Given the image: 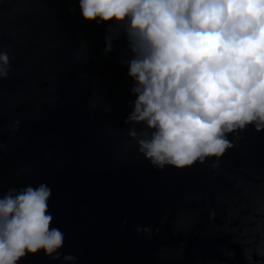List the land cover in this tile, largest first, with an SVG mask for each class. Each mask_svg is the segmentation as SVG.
<instances>
[{"label":"water","instance_id":"95a60500","mask_svg":"<svg viewBox=\"0 0 264 264\" xmlns=\"http://www.w3.org/2000/svg\"><path fill=\"white\" fill-rule=\"evenodd\" d=\"M0 49L13 57L0 80V195L46 183L60 251L77 257L41 250L19 264H264V130L229 134L219 158L153 167L124 123L136 99L127 34L85 20L79 0H0Z\"/></svg>","mask_w":264,"mask_h":264},{"label":"clouds","instance_id":"9594fccd","mask_svg":"<svg viewBox=\"0 0 264 264\" xmlns=\"http://www.w3.org/2000/svg\"><path fill=\"white\" fill-rule=\"evenodd\" d=\"M79 6L85 20H114L127 34L133 56L123 63L136 99L124 123L153 167L219 158L234 146L229 134L238 139L250 125L264 130V0H79ZM113 38L105 36V52ZM12 59L0 49V80ZM136 124L144 127L137 131ZM51 196L46 183L0 195V264H19L41 250L54 260L77 259L62 255L66 234L50 227Z\"/></svg>","mask_w":264,"mask_h":264}]
</instances>
